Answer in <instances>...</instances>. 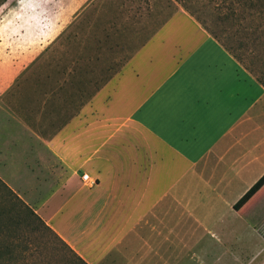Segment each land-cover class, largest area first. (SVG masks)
<instances>
[{"label":"crops","instance_id":"1","mask_svg":"<svg viewBox=\"0 0 264 264\" xmlns=\"http://www.w3.org/2000/svg\"><path fill=\"white\" fill-rule=\"evenodd\" d=\"M95 41L49 74L2 78L0 180L87 264H177L180 223L214 226L218 204L264 175L232 189L261 161L241 132L264 87L185 10L134 49ZM237 253L264 264V246Z\"/></svg>","mask_w":264,"mask_h":264},{"label":"rangeland","instance_id":"2","mask_svg":"<svg viewBox=\"0 0 264 264\" xmlns=\"http://www.w3.org/2000/svg\"><path fill=\"white\" fill-rule=\"evenodd\" d=\"M187 1L202 25L233 48L243 65L253 69L255 76L264 78V51L261 50L262 56L255 57L253 47H241L235 28L223 20L224 15L217 11L215 3ZM178 10L187 12L177 0H0V86L8 85L1 84L2 78L7 76H41L56 70L58 65L72 64L77 59L76 44L89 45L91 39H97L95 44H109L108 48H113L115 43L124 51L134 49ZM250 117L241 132L242 138L248 141L243 142L241 154L256 151L261 161L253 163L235 180L234 192L244 190L264 166V98ZM234 138L231 136L228 140ZM208 166L211 171L219 169L214 162ZM229 193L227 199L235 194ZM18 197L30 208L34 205L32 196ZM11 200L9 190L0 184V206L10 211L14 219L3 217L0 223L3 228L14 225L11 236L0 231V245L11 243L14 248L2 253L1 264H81L54 231L37 217L27 215L17 200ZM232 200H228L227 207L221 201L212 212L215 214L212 227H205L203 222L200 225L190 221L180 223L177 264H241L236 262V252L237 256L244 252L249 258V254L264 246V239L258 235L264 232V187L255 200L237 209L241 219L231 210L238 202ZM203 212L208 213L202 208L196 211V216L201 217ZM251 216L256 223H252ZM258 217L262 221L260 219L254 231ZM175 239L173 230L164 244L168 253L171 247L174 252ZM137 242L131 245L135 250ZM172 261L175 263L174 257Z\"/></svg>","mask_w":264,"mask_h":264},{"label":"trees","instance_id":"3","mask_svg":"<svg viewBox=\"0 0 264 264\" xmlns=\"http://www.w3.org/2000/svg\"><path fill=\"white\" fill-rule=\"evenodd\" d=\"M177 1H181L187 12H190V15L194 17L193 12L190 10L191 7L188 5L189 1L187 0H177ZM197 1H207L208 3H215V7L217 8V11L224 15L223 20H225L233 28H235V32L240 37V42H242L240 44L241 47L244 48L253 47L254 48L253 54L255 55V57L262 56L261 50L264 51V0H197ZM195 19L200 23L198 18ZM202 27L210 35H212L218 42H220L224 46V48L243 65L242 59L235 52L233 48L223 43L215 34L209 32V30L206 27H204L203 25ZM243 66L264 87V78L257 74L255 76L252 68H249L248 66L245 65ZM0 184H2L4 187H6L9 190L10 198L12 199L11 201L17 200L23 206L22 208L25 210L27 215L28 214L33 215L43 222V220L33 211V209H31L27 204H25L1 180H0ZM263 186H264V175L238 200V202L234 205V208L237 210L239 209L240 206L246 204L250 200V198L253 195H255ZM7 216L9 217L10 220L13 219V216L10 215V211L3 210L0 206V223L3 221V217H7ZM7 221L10 222L9 220ZM12 227H14V225L10 226L9 224L4 228L1 227L0 225V231H4V233L11 236V234L13 233ZM65 245L67 244L65 243ZM13 249L14 248L11 243H5L4 245H0V264L2 263V257H1L2 253H9ZM73 253L75 252L73 251ZM75 255L77 256L81 264H87L76 253Z\"/></svg>","mask_w":264,"mask_h":264},{"label":"built area","instance_id":"4","mask_svg":"<svg viewBox=\"0 0 264 264\" xmlns=\"http://www.w3.org/2000/svg\"><path fill=\"white\" fill-rule=\"evenodd\" d=\"M84 183L90 185V186H95L97 185V181L96 180H93L90 178V176L88 174H84L83 177H82Z\"/></svg>","mask_w":264,"mask_h":264}]
</instances>
